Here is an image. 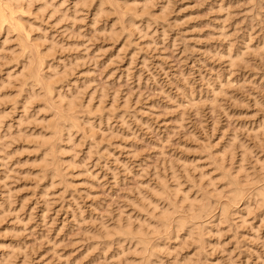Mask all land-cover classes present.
I'll return each mask as SVG.
<instances>
[{
  "label": "rangeland",
  "instance_id": "374dc122",
  "mask_svg": "<svg viewBox=\"0 0 264 264\" xmlns=\"http://www.w3.org/2000/svg\"><path fill=\"white\" fill-rule=\"evenodd\" d=\"M16 1L0 264H264V0Z\"/></svg>",
  "mask_w": 264,
  "mask_h": 264
},
{
  "label": "bare ground",
  "instance_id": "6f19581e",
  "mask_svg": "<svg viewBox=\"0 0 264 264\" xmlns=\"http://www.w3.org/2000/svg\"><path fill=\"white\" fill-rule=\"evenodd\" d=\"M11 1H13V0H0V18H2L3 20H5V22L7 21V16H8V14L11 12V13H14L13 12V10L12 9H14L13 8V5H11ZM15 1V0H14ZM18 1V0H17ZM16 1V2H17ZM9 3H10V5H9ZM15 3V2H14ZM13 3V4H14ZM16 4H18V3H16ZM12 6V7H11ZM99 8V7H98ZM15 11V10H14ZM7 12H8V14H7ZM9 14V16H12V14ZM9 20H11V17L10 18H8ZM13 19V18H12ZM18 19V18H17ZM8 20V21H9ZM2 21V20H1ZM12 21V20H11ZM10 21V22H11ZM14 21H17V20H15V18H14ZM10 22H9V24H10ZM1 24H5L4 23V21H3V23L1 22ZM6 24H8V22L6 23ZM11 25V24H10ZM230 57V56H229ZM232 59V58H231ZM29 60V59H28ZM32 62V61H31ZM26 65V64H25ZM27 66V65H26ZM28 67V66H27ZM27 67H25V68H27ZM22 71V70H21ZM7 75V74H6ZM34 75V74H33ZM72 100L71 101H68L67 102V105L65 106V107H67V108H69V107H71V106H73L72 105ZM74 104V103H73ZM64 111V110H63ZM71 112V111H70ZM68 113V112H67ZM69 114V113H68ZM69 116V115H68ZM59 117H61V116H59ZM66 117V116H65ZM62 118H64V116H62ZM70 118V117H69ZM67 122V121H66ZM69 122V121H68ZM59 124V123H58ZM75 125V124H74ZM49 127V126H48ZM68 133V132H67ZM44 158V157H43ZM231 183V182H230ZM236 185H238V184H236ZM234 186L232 189H231V198H236V196L238 195V191H241V190H239L238 189V187L237 186ZM240 187V186H239ZM257 194H258V192H257ZM260 194H263L262 192L260 193ZM241 195V194H240ZM258 196H260L259 194H258ZM187 197V196H186ZM262 197H263V195H262ZM261 197V198H262ZM189 199V198H188ZM263 199V198H262ZM232 200V199H231ZM191 201V200H190ZM262 201V200H261ZM235 202V201H234ZM223 204V203H222ZM222 206V205H221ZM189 207H190V205H189ZM191 208V207H190ZM204 208V207H203ZM222 208V207H221ZM165 209V208H164ZM229 209V208H228ZM210 210V209H209ZM224 210V209H223ZM165 211V213H166V209L164 210ZM163 211V212H164ZM198 211V210H197ZM169 212V211H168ZM189 212V211H188ZM206 212V211H205ZM201 214V213H200ZM164 215V214H163ZM183 219H184V217H183ZM186 221V220H185ZM178 223H179V221H177ZM129 226V225H128ZM127 225H126V227L125 226H118V228L116 229V232L114 231V233H117L118 232V234L119 233H123V234H132V236H134V237H136L137 239V241H139V240H143L142 238L144 237H142V233H141V230L139 229H137L136 228V231L135 232H133L132 230H131V228L130 227H128ZM180 227V226H179ZM114 229V228H113ZM134 230H135V228H134ZM164 230V229H163ZM190 230V229H189ZM107 231V230H106ZM105 231V232H106ZM152 232V231H151ZM150 232V233H151ZM106 233H108V232H106ZM105 233V234H106ZM153 233V232H152ZM189 233V232H188ZM201 233V232H200ZM104 234V235H105ZM118 234H116V235H118ZM107 235V234H106ZM108 236V235H107ZM106 237V236H105ZM108 237H110V236H108ZM111 240V239H110ZM140 242V241H139ZM143 242V241H142ZM137 243V242H136ZM147 243V242H146ZM144 244V243H143ZM155 246V245H154Z\"/></svg>",
  "mask_w": 264,
  "mask_h": 264
}]
</instances>
